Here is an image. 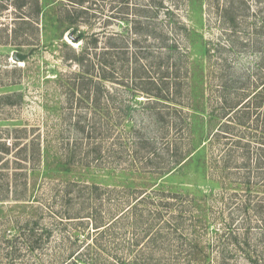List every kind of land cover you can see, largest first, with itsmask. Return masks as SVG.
I'll use <instances>...</instances> for the list:
<instances>
[{"label": "rangeland", "instance_id": "1", "mask_svg": "<svg viewBox=\"0 0 264 264\" xmlns=\"http://www.w3.org/2000/svg\"><path fill=\"white\" fill-rule=\"evenodd\" d=\"M77 259L264 264V0H0V264Z\"/></svg>", "mask_w": 264, "mask_h": 264}, {"label": "trees", "instance_id": "2", "mask_svg": "<svg viewBox=\"0 0 264 264\" xmlns=\"http://www.w3.org/2000/svg\"><path fill=\"white\" fill-rule=\"evenodd\" d=\"M81 38H82V37H81ZM87 55H88V53H85V55H84V56L82 55L81 58H77V61H78L80 64H84V61L87 59ZM19 57H20L22 60H25V59H26L25 55H23V54H19ZM79 263H80V260L77 259V260L74 261L72 264H79Z\"/></svg>", "mask_w": 264, "mask_h": 264}, {"label": "water", "instance_id": "3", "mask_svg": "<svg viewBox=\"0 0 264 264\" xmlns=\"http://www.w3.org/2000/svg\"><path fill=\"white\" fill-rule=\"evenodd\" d=\"M14 58L17 59L18 61H22L21 58L18 56L17 53L14 54Z\"/></svg>", "mask_w": 264, "mask_h": 264}, {"label": "flooded vegetation", "instance_id": "4", "mask_svg": "<svg viewBox=\"0 0 264 264\" xmlns=\"http://www.w3.org/2000/svg\"><path fill=\"white\" fill-rule=\"evenodd\" d=\"M123 15H124V13H123ZM110 19H115V18H110Z\"/></svg>", "mask_w": 264, "mask_h": 264}]
</instances>
